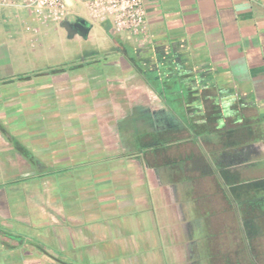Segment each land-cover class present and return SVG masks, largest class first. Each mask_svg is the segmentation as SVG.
Segmentation results:
<instances>
[{
	"label": "crops",
	"instance_id": "obj_1",
	"mask_svg": "<svg viewBox=\"0 0 264 264\" xmlns=\"http://www.w3.org/2000/svg\"><path fill=\"white\" fill-rule=\"evenodd\" d=\"M143 5L142 34L101 54L109 24L86 17L67 35L92 50L43 66L21 8L0 6V227L22 238L0 264H198L199 227L228 235L227 264L264 256V0Z\"/></svg>",
	"mask_w": 264,
	"mask_h": 264
},
{
	"label": "rangeland",
	"instance_id": "obj_2",
	"mask_svg": "<svg viewBox=\"0 0 264 264\" xmlns=\"http://www.w3.org/2000/svg\"><path fill=\"white\" fill-rule=\"evenodd\" d=\"M69 9L75 13H79V16L74 21H70L71 26L76 28L78 33H79L80 29L83 30V28L85 26V24L82 25L79 23V20L82 18L86 20L85 10L81 4L74 3V2L70 3ZM15 14L17 15L18 21L22 24L23 28H25V24L22 23L23 19L28 20L29 25L36 26L38 28L39 31L37 33H33L32 36L34 38H37V40L35 41L36 44L40 43V46L38 47V49L40 50V53H41V59H40L41 60L40 61L41 66L46 65V64L56 65V64L65 63V62H68L71 60H76L80 56H83L85 53H87V51L92 50L91 44L89 43V41L85 42L83 39H79L78 37H69L67 35V32L65 31L66 29H64L65 28L64 26L62 28H60V30L56 29V27H59V24L56 22H47V23L36 22V21L32 20V18L30 17V15L27 13V11L24 8L17 9ZM92 22L95 24L100 23L97 21H92ZM77 23L81 26H77ZM26 32L28 34H31L27 30H26ZM110 33L114 34L110 30V31H108V32L106 31L102 34L93 33L90 36V40H93L96 42L94 44H96L99 47V50H100L99 52L101 54L107 53V51L110 50V46L108 45L107 40L114 37V36L113 37L110 36L109 35ZM99 65L100 64H98V66ZM131 124H132L131 126L133 127L134 125L138 124V121H133ZM0 176L3 177L2 175H0ZM195 179H198L201 181L203 180L201 178V176L199 177L198 175ZM3 186H4V184H3ZM258 197L259 196H257V198H256L257 200H259ZM262 199L263 200H259V202H264L263 197H262ZM249 201L252 204H253V202L256 205L258 204V201L255 202V198H252ZM239 210L236 211L235 216L229 211L228 212L225 211L224 213H223V211L217 212V216L215 217V221H214V223L212 222V224H217V226L214 225V228L219 230L221 227L226 225V221L231 216H234L236 218V220L239 221L240 220L239 217L241 214ZM237 215L239 216L238 218H237ZM230 224L228 225V228L230 227ZM201 225H204V224H201ZM211 225H210V227H211ZM239 232H240V230H239ZM204 233H205V227H204V230H203V228L201 229V227L195 228L194 232H193L194 237L197 238V240H196L197 243H195L196 244V248H195L196 253L195 254L197 255L196 261L198 260V264H227L225 256H223L222 254L216 255L215 245H216V243L220 244L224 240L229 242L230 238L228 237V235L219 234L217 236V238L212 239V240H208L207 239L208 235L206 233L205 234L207 235V237H205V236H204L205 238L203 237ZM241 234H242V232H241ZM224 235H225V237H224ZM258 239H259L258 240L259 241V250L262 251V250H264V235H262ZM0 240H1L3 248H6V246L8 244L15 243V240H12L11 238H9L7 236H3V235L1 236ZM0 249H2V248L0 247ZM253 255H255V254H253ZM226 256L232 257L235 259L236 254L232 249L230 250L227 248L226 249ZM263 258H264V256H263Z\"/></svg>",
	"mask_w": 264,
	"mask_h": 264
},
{
	"label": "built area",
	"instance_id": "obj_3",
	"mask_svg": "<svg viewBox=\"0 0 264 264\" xmlns=\"http://www.w3.org/2000/svg\"><path fill=\"white\" fill-rule=\"evenodd\" d=\"M71 2L81 4L90 21L107 22L113 33L138 35L146 29L143 0H0V6L24 8L39 23H58L65 18ZM22 23L31 32H38L28 20Z\"/></svg>",
	"mask_w": 264,
	"mask_h": 264
},
{
	"label": "trees",
	"instance_id": "obj_4",
	"mask_svg": "<svg viewBox=\"0 0 264 264\" xmlns=\"http://www.w3.org/2000/svg\"><path fill=\"white\" fill-rule=\"evenodd\" d=\"M101 23H106L108 25L107 22H101ZM85 24H88V21L85 20ZM108 27V26H107ZM83 35H86V33L83 31ZM14 145L15 147L19 150V152L24 156L26 157L29 161H33L31 155H29V153L25 150V148H23L20 144H18L17 142H14ZM0 233L2 235H5L7 237H10V238H13V239H16L17 241H21V237L18 236V235H14V234H11L9 232H6L5 230H3L1 227H0ZM249 257V258H248ZM246 257V260L248 261V259H250L251 263L249 264H264V258L260 255H250ZM263 259V260H262Z\"/></svg>",
	"mask_w": 264,
	"mask_h": 264
},
{
	"label": "water",
	"instance_id": "obj_5",
	"mask_svg": "<svg viewBox=\"0 0 264 264\" xmlns=\"http://www.w3.org/2000/svg\"><path fill=\"white\" fill-rule=\"evenodd\" d=\"M79 23L82 24V25H84L85 24V19H83V18L80 19L79 20ZM64 26H65V28H66L67 33H68L69 36H72L73 34L78 33L77 29L74 28V27H72L71 24H69V23L66 22V23H64Z\"/></svg>",
	"mask_w": 264,
	"mask_h": 264
},
{
	"label": "flooded vegetation",
	"instance_id": "obj_6",
	"mask_svg": "<svg viewBox=\"0 0 264 264\" xmlns=\"http://www.w3.org/2000/svg\"><path fill=\"white\" fill-rule=\"evenodd\" d=\"M77 26H81V25H79V24L77 23Z\"/></svg>",
	"mask_w": 264,
	"mask_h": 264
}]
</instances>
